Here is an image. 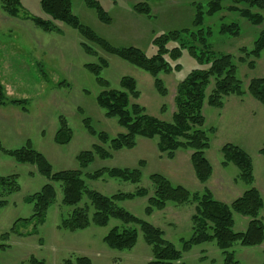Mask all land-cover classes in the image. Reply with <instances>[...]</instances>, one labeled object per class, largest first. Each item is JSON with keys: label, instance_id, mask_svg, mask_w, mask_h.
I'll return each instance as SVG.
<instances>
[{"label": "rangeland", "instance_id": "rangeland-1", "mask_svg": "<svg viewBox=\"0 0 264 264\" xmlns=\"http://www.w3.org/2000/svg\"><path fill=\"white\" fill-rule=\"evenodd\" d=\"M73 13L80 22L93 30L99 37L114 47H136L147 56L156 54L154 39L157 36L181 29L198 30L194 27L197 5L209 8L214 0H94L111 17L110 23L101 21L96 8L88 0H71ZM147 2L150 15L139 13L135 5ZM222 8L214 15H205L204 29L211 31L209 41L217 54H230L237 66V76L243 83L244 96L231 95L224 98V107H212L206 101L203 114L204 129L210 137V148L206 157L213 167V174L206 182H200L191 161L190 150H178L173 158L161 153L158 138L137 137L132 149L113 151L112 157L101 159L96 156L86 168H81L77 156L99 143L97 136L89 133L84 119L88 118L93 129L107 132L110 138L126 132L116 118L107 117L97 103V96L107 87L101 84L86 64L108 62V67L100 72V77L108 82L111 89H119L124 76L137 81L140 97L138 102L147 113L165 121H172L176 110L175 97L181 81L194 69L207 68L199 64L183 50L181 57L171 60V64L181 65L179 71L160 73L168 93L162 96L155 88V78L141 68L107 52L99 44L89 41L76 29L67 24L55 22L56 31L46 32L21 13L19 18L10 17L0 3V84L10 100H27L23 106L16 104L0 105V140L4 148L15 150L29 144L40 151L53 166V170H82L87 187L99 193L112 196L118 192H135L140 187L148 188L149 196L154 194L150 181L152 174H161L174 185H182L191 192L203 194L210 190L214 197L231 204L250 187L239 179L238 168L230 164L222 165V147L232 143L245 150L253 161L254 183L264 201V158L260 149L264 147V105L248 92L252 79L264 77V51L260 57L246 56L244 49L252 51L255 41L264 31V10L259 12L263 21L252 24L231 6L246 8L247 2L222 0ZM23 11L31 16L49 19L43 11L40 0H22ZM208 5V6H207ZM237 23L240 34L230 36L222 33V24ZM87 44L96 52H86ZM176 46L170 43L169 48ZM245 57V58H244ZM244 59V61L241 60ZM253 61L254 66L249 63ZM213 89L208 86L207 97ZM164 108V109H162ZM62 119L72 130V139L61 145L55 142V135L61 128ZM210 129H214L211 131ZM109 147L107 143L105 145ZM143 162V163H142ZM139 168L142 179L132 184L104 175L89 179L88 174L101 168ZM15 175L19 190L0 198L7 201L0 207V262L3 264H31V258L44 264H78L77 260L86 257L91 264H148L154 259L152 247L138 228V240L131 250L111 249L104 241L105 236L116 226L124 224L112 218L108 225L100 227L93 223L84 230L75 232L61 227L73 207L65 205L62 188L57 187V199L48 209L46 220L33 232L35 221H21L33 215V204L26 197L40 192L48 179L40 174L35 165L18 163L0 151V177ZM119 202V205L134 216L152 223L164 232V238L182 250L183 240L193 234L192 216L195 203L176 205L169 203L163 210L145 213L148 198ZM84 196L79 206H85ZM93 211H90L92 217ZM236 231H244L250 218L234 215ZM259 219L264 222V207ZM240 264H264V243L246 247L240 243L231 248ZM184 264H223L224 257L215 243H206L183 252Z\"/></svg>", "mask_w": 264, "mask_h": 264}, {"label": "trees", "instance_id": "trees-1", "mask_svg": "<svg viewBox=\"0 0 264 264\" xmlns=\"http://www.w3.org/2000/svg\"><path fill=\"white\" fill-rule=\"evenodd\" d=\"M221 1L214 0L208 3L207 10H203V6L197 5V15L193 23L194 27H199L198 30L186 28L157 36L154 39L157 52L152 56H147L141 49L132 46L114 47L107 40L99 37L93 30L83 25L73 13L71 0H40L41 7L49 19L31 16L28 12L23 11L22 0H0V3L10 17L19 18L21 13H25L26 18L31 19L36 26L46 32L57 30L55 22L67 24L78 30L89 41L99 44L107 52L151 74L155 78V88L162 96H166L168 90L162 79L159 78L160 73L169 74L174 70L181 69L180 64L173 66L169 59L176 60L181 57L183 50H188L199 64L208 65L207 68L192 70L179 83L175 97L176 110L173 113L172 121H165L149 115L145 107L138 102H133L140 97L137 81L133 77L124 76L120 81V88L111 89L108 87V82L100 77V72L108 67V62L101 58L99 64H86V68L98 76V81L107 87L97 96L98 105L105 110L107 117L116 118L118 124L125 128L126 132L110 138L107 132L97 133L89 119L86 118L84 119L86 128L90 134L97 136L99 143L77 156L81 168H86L95 160L96 156L108 159L112 157L113 151L134 148L137 137L158 138L160 152L165 153L169 158H173L178 150H190L195 175L200 182L206 183L213 174V167L206 157V151L210 148V137L208 131L204 129L206 120L203 114L204 104L207 101L210 106L221 109L224 107L225 97L245 95L243 83L237 76V66L232 56L215 53L209 41L211 31L203 27L205 15H214L219 12L222 8ZM243 1L247 2L246 8L231 6L230 9L238 11L242 17L254 25L261 23L263 21L262 14L253 13L251 9L264 10V0H236L237 3ZM88 4L97 9L101 21L111 22V17L103 8L99 7L96 1L88 0ZM135 9L139 13L147 15L151 13L147 2L135 5ZM222 30V33L230 36L240 34V26L235 22L222 24ZM170 43H175L176 46L169 48ZM84 47L88 54H96L87 44H84ZM263 51L264 31L255 41L252 51L243 50L247 57L254 56L255 58L260 57ZM241 60L244 61L243 58ZM249 65L253 67L254 62L251 61ZM212 83L213 89L207 97L206 90ZM248 92L264 105V77L252 79L248 86ZM26 103L27 100H10L5 94L4 87L0 84V105L23 106ZM23 108L26 109L25 106ZM61 122V128L55 135V142L64 145L71 141L73 135L65 119H62ZM107 143L109 147L105 146ZM0 151L18 163L35 165L38 172L48 179L40 192L25 199L27 203L33 204V215L21 221L26 224L35 221L33 232H37V226L45 222L48 209L57 199L56 184H59L63 193L62 202L74 208L71 215L63 219L62 228L75 232L86 229L91 223L103 227L108 225L112 218L119 219L124 226L112 228L105 236L104 241L111 249L131 250L137 243L139 228L145 242L153 250L154 259L148 264H184L182 261L183 252L206 243L217 245L224 257L223 264H240L234 252L231 251L234 244L240 243L242 246L253 247L264 243V222L259 219L264 201L260 191L252 186L255 180L253 161L245 150L232 143L225 144L221 149L222 165L224 167L230 164L235 165L239 170V179L250 187L231 204L216 199L210 190L199 194L191 192L182 185H174L161 174L150 176V181L154 186L152 196H149L150 191L145 187H140L135 192H118L112 196H106L87 187L82 170L55 172L47 158L29 144L19 149L10 150L4 148L0 140ZM260 154L264 158V147L260 149ZM104 175L132 184H138L142 179V171L139 168L127 167L101 168L88 174L87 177L94 180ZM18 190L19 185H17L15 175L0 177V198ZM84 196L87 197L88 203L85 206H79ZM146 196H149V204L145 209L147 215H151L155 210L165 209L169 203L196 204L195 213L192 216L193 234L189 239L183 240L182 250L166 240L164 232L160 228L134 216L119 205V202ZM6 204L7 201H0V207H4ZM90 211H93L92 217ZM236 213L250 218L246 230L236 231L234 229ZM3 246L0 245V249ZM30 262L31 264H44L43 261L36 258H31ZM77 262L78 264H91L86 257L78 258ZM0 264L3 263L0 262Z\"/></svg>", "mask_w": 264, "mask_h": 264}]
</instances>
